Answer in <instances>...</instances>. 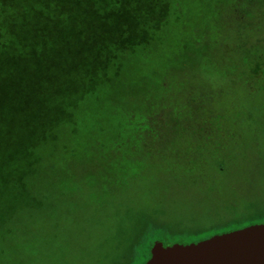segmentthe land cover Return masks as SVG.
Returning <instances> with one entry per match:
<instances>
[{
	"label": "rangeland",
	"instance_id": "rangeland-1",
	"mask_svg": "<svg viewBox=\"0 0 264 264\" xmlns=\"http://www.w3.org/2000/svg\"><path fill=\"white\" fill-rule=\"evenodd\" d=\"M45 1L26 29L54 38L45 70L0 79V264H120L148 218L204 239L263 223L264 8L241 20L230 0H155L152 23L127 2L134 52L110 48L90 74L86 3L54 22Z\"/></svg>",
	"mask_w": 264,
	"mask_h": 264
},
{
	"label": "trees",
	"instance_id": "trees-1",
	"mask_svg": "<svg viewBox=\"0 0 264 264\" xmlns=\"http://www.w3.org/2000/svg\"><path fill=\"white\" fill-rule=\"evenodd\" d=\"M63 1L65 0H50L54 3L50 10L51 19L54 22L59 21L63 15L60 9ZM230 1L232 13L241 20H245L246 16L258 13L259 9L264 8V0ZM27 2L31 4L28 8H26ZM44 2L46 1L0 0V69L6 68L14 74V76L2 75L0 76L1 80L16 78V83L22 84L24 80L30 78L32 69L37 72L45 70L47 66L46 53L54 46V38L44 34V30L40 27L26 30L30 27L29 18L45 20ZM81 2L86 3L84 13H86L85 23L88 33L81 39L78 37V46L81 54L90 56L88 59H84L86 68L83 69L90 74L105 67L104 56L106 58L108 53L112 54L110 48L115 49L117 56L123 60L125 56L129 55L131 49L128 46H131V42L140 39L136 31L137 22L133 15L135 7H131L127 2H146L147 13L151 16L152 23L161 14L160 10L151 8L155 0H81ZM92 2L101 3L99 7L101 11L94 9L91 5ZM237 2H244L245 12L239 9ZM67 14L69 13L65 15ZM107 20L112 21L111 26H106ZM109 28L113 31L112 33L109 32ZM132 52L134 51L131 50L130 54ZM115 55L116 53L112 54V56ZM33 74L38 79L34 72ZM32 99L36 103L39 102L34 97ZM29 103V98H25L22 108L27 107ZM162 230L153 219L149 218L137 229H132L127 242H123L124 245L120 249L118 248V253L122 256L120 264H145L150 256L151 246L155 241H160V234L171 239L170 242H162L164 245L183 243L182 238L186 243L204 239L198 233L187 232L182 235ZM227 231L230 230L221 232Z\"/></svg>",
	"mask_w": 264,
	"mask_h": 264
},
{
	"label": "water",
	"instance_id": "water-1",
	"mask_svg": "<svg viewBox=\"0 0 264 264\" xmlns=\"http://www.w3.org/2000/svg\"><path fill=\"white\" fill-rule=\"evenodd\" d=\"M145 264H264V222L186 244L155 241Z\"/></svg>",
	"mask_w": 264,
	"mask_h": 264
},
{
	"label": "flooded vegetation",
	"instance_id": "flooded-vegetation-1",
	"mask_svg": "<svg viewBox=\"0 0 264 264\" xmlns=\"http://www.w3.org/2000/svg\"><path fill=\"white\" fill-rule=\"evenodd\" d=\"M182 242H183L184 244L186 243V241H185V240H184V241L182 240ZM187 243H190V242H187Z\"/></svg>",
	"mask_w": 264,
	"mask_h": 264
}]
</instances>
